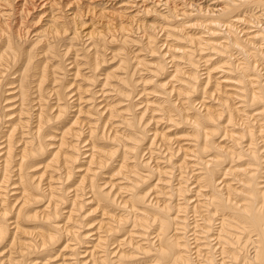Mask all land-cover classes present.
<instances>
[{
    "label": "bare ground",
    "instance_id": "obj_1",
    "mask_svg": "<svg viewBox=\"0 0 264 264\" xmlns=\"http://www.w3.org/2000/svg\"><path fill=\"white\" fill-rule=\"evenodd\" d=\"M12 1L0 0V264H37L33 259L34 255L47 256L39 264H45V262H49V259L54 261L60 251L52 253L51 246L56 245L55 243L60 241L62 235L67 236L64 239L62 250L67 248L66 251H68L70 248L68 255L73 257L69 264H122V259L124 264V259H130L132 255L124 254L122 250H110V245L112 246L116 241L109 239L108 231L103 236L99 235L101 230L98 229L95 232L96 237L93 239L96 242L88 246L90 249L85 250L83 253V257H87V259L77 258L80 255V244H83V239L86 236L88 237V234L78 231L81 228L79 225L82 224L83 217L85 218L89 211H82V209H84V205L86 206L91 201L100 206L102 212H104L103 208L110 204H115L117 207L121 206V208L127 210H124L125 214L121 212L123 215L121 214L122 216L116 222H113L116 223L115 226H110L107 229L112 233L119 230L118 224L121 222L126 223L129 219V224L133 228L139 227L137 229H140L139 235L141 237H147L144 230H148L150 226L153 227V231H151L154 233L146 241L147 244L142 245V247V240H140V244L137 241L133 243V248L136 250H141L144 254L146 252L152 253L149 259L147 258L148 264H264V0H203L204 4H201L199 0H188L187 3L179 1L178 4L175 2L177 0H131L134 6L142 8L144 14L148 15V13L155 11L157 14L155 19L159 17L160 31L147 32L149 30L146 31L145 29L140 31L138 38L144 41L143 49L148 53L146 55L152 58L156 50L155 47L157 49L162 48L164 44L165 50L163 49L164 51L162 50L155 57L157 61L152 64L142 57H137L138 55L135 56L134 52L130 56L125 54L123 57L122 54L111 52L113 58L118 54L122 57L114 67L120 74H115V69L111 70L113 71V73L111 72L112 76L105 73L104 78L102 77V83L99 82L101 84L99 91L98 89L97 91L89 89V91L92 95L104 97L106 96L105 93L109 91L106 90V87H110V90L115 92L114 97H111L123 98L127 103L121 106L124 108H121L119 105L121 104L120 100L104 102L105 99H102L103 101L100 99L104 104L102 106L94 104L96 111L91 109L92 112L93 110L97 112V115L93 120L90 117L89 120L86 118L85 123H83V120L79 121L78 114H81V110H79L81 107H78L76 109L77 115L59 134V146L57 144L55 152H50V158L41 166L42 168L40 167L41 172L37 176L30 173V171L39 163L37 159L46 152V146L50 145L45 143V140L48 139L46 137L49 135L47 130L52 127L50 124L53 123L52 125H54L55 122L56 125L64 121L68 109L72 107L70 106L72 101H69L71 97L76 95L77 104L82 99L79 85H76V91L72 92L70 90L72 83L69 85L66 84L67 82L62 83L67 71L64 64L65 59L54 65L49 63L48 55H53L54 51H57L58 56L61 57L68 55L72 43L70 42L71 45L60 51V39L70 31L72 36L68 39L75 40L78 36L77 27L83 26L85 22L80 16L82 14L81 8L78 7L80 5L75 6V10L71 11L72 14L70 15L72 16L69 21L71 22L70 25H73L70 28L64 22L62 23L60 15L50 14L46 27L40 32H36L37 36L35 35V39L31 42L33 44L32 48L37 45V50L44 57L41 61H38V65H35L32 58L37 57L40 53H31L26 50L24 52L22 45L19 46L16 40L17 38L28 37V29L26 25H23V22L30 11L25 5L28 3L35 7L36 0L34 2L32 0H22V3L18 4L17 7H13ZM46 1L51 2L52 0ZM58 1L54 0L52 3L56 2L55 4H58ZM68 3L65 2L61 7H66ZM126 3L128 4L129 1ZM88 5L85 8L87 10ZM160 7L161 9L157 10ZM126 8L128 7L122 8L123 10L120 8L121 11L116 13L125 15L131 22L128 25L122 21L116 22L114 27H118V31L128 30L127 26H131L132 22L137 20L136 13L131 15V13L125 14L122 12ZM85 9L83 12L87 11ZM16 13L19 16H17L14 25L12 16ZM178 16L181 18H177ZM39 18L41 17L39 16ZM76 18L77 20L79 18L78 23L75 20ZM243 23H248V26H241ZM104 25L108 28L112 24L107 21ZM150 26L152 27V25L148 27ZM187 28H198L201 30V34L205 33L208 37L198 35L200 33L193 34L190 32L189 34ZM161 30L162 32L166 31L163 32V36L167 37L169 33L175 38L185 39L188 44L183 47H179L181 46L179 44L178 47H173L174 44H169V41L167 39L168 42L165 41L164 37V42L159 41L160 44L158 45L156 38ZM102 32L93 27L82 35L86 37L85 39L88 42L86 52L89 53V70L87 71L89 75L86 74L84 77L90 82L91 80L93 82L98 80V75L95 72L101 62H104L103 58H99L98 50L101 45L97 46V43H100L99 41L104 40L102 37L105 36ZM121 37L119 40L121 45L129 42L127 36L122 35ZM175 38L173 41L176 42ZM102 43L103 41L100 44ZM125 47L123 46V48ZM204 50H209V53L220 58L216 60L217 66L215 63L209 64L211 54L202 56ZM200 54L202 55L199 56ZM76 57L77 55H75ZM72 61L75 62V59ZM72 61L69 64H72ZM201 65L205 66L203 68L204 73H199ZM17 66H19L18 69ZM139 66L143 67V70L144 67L147 68L149 73L155 76L161 74L162 71L165 72L168 67H172L171 72H169L170 78L167 77L166 82L153 80L156 89L162 93L159 96L163 99L156 109L149 110L153 115L160 114L157 119L155 118V121H168L175 126L176 124L186 123V129L189 125L192 134L190 133V135L188 134L189 137H186L191 142H184L187 147L184 148L183 144H179L180 142L173 145V147L172 144L175 143H170V134H167L169 137H166L165 132L163 133L164 130L158 131L157 128H154L153 132H150L149 143L145 147L148 156L142 158L144 148L139 147L137 143L139 144L142 137L146 135L144 132L149 133V130L144 131V128L151 120L154 121L155 116L152 117L151 114L147 119L141 121L149 106V104H146L148 100L140 102H143L144 107L141 112L131 114V109L137 107L136 101L135 103H132V101L136 95H141V92L144 91L143 88L140 93L136 91L137 85H140L138 82L142 84L143 81L149 82L145 79L141 81L139 75H134L138 73ZM74 67L73 79L81 73L79 72V63L75 64ZM209 67L211 68L209 69ZM218 68L223 74L221 76L223 77L222 80L218 79L219 81H217L219 77L213 78L214 76L212 75V77L210 74L213 69ZM36 70L37 73H35ZM58 71L61 75L56 76ZM203 74L205 76L201 77ZM11 75L15 78V81L7 82L6 80ZM135 76L138 78H135ZM112 77L117 81V84L110 82ZM30 78L31 80H29ZM175 78L181 83H179L181 86L176 87L174 85L175 81L173 79ZM202 78L203 82H200L201 84L198 86ZM211 79L216 81L212 82V88L208 89L207 85L210 84ZM168 81L170 82L169 85ZM172 81H174V84ZM220 81H225V83L230 81L229 83L233 84L227 86L221 84ZM219 83L224 86H220ZM197 88L201 92V99L195 103V100L190 99L191 97L188 96L193 91L198 92ZM8 89H11V91ZM84 89L87 90L88 88ZM7 91L11 93L9 98L3 95ZM215 92L219 94L216 95ZM172 94L175 95L174 99H170ZM205 95H208V98L213 97V100H210L215 103L213 107L203 105L206 99H204ZM52 97H54V102L50 104L48 102L50 99L52 100ZM95 99L97 98L95 97ZM6 101L18 102L16 106L8 108L12 109V112H10L12 114L6 112L8 104H3ZM35 104L37 107H34ZM194 104H199L198 108L201 109L193 112L191 109L193 106L195 107ZM29 109H35L34 112L36 113H30ZM13 111H17V113L15 112V114ZM88 112L90 111L88 110ZM13 113L14 118L10 116ZM116 118L119 119V123L114 121ZM164 118L166 120L163 121ZM152 121L151 123L154 124ZM76 125L78 128H76ZM4 127H7V129L3 130ZM85 130H87L86 136L82 137ZM217 131L222 136L221 141L226 139L225 143L215 142L214 137H217L218 134L215 135ZM68 136L73 138L72 140H75V143H72ZM99 138L103 141L105 139L111 147L98 148L99 146L97 147L95 144ZM86 144L90 145L88 155H84V152L80 150ZM153 147L158 148L157 152L163 158V164L165 163L163 166H159L162 162L161 160L158 162L157 158L160 156L153 157ZM182 151H187L189 155ZM179 152H182L177 160L179 162H173L172 158L180 154ZM82 154L87 155L89 158L86 162L87 165L81 169L83 174H79L78 179L74 180L76 182L70 183L75 172L79 170L74 164ZM128 161L134 162L130 164L131 162ZM114 162H118L113 167L116 168L115 171L113 169V173L107 176L108 181H103V183L101 181L100 184L98 181L101 179L99 177L104 174L101 175L102 171L113 165ZM152 162L154 163L151 165ZM92 165H94V168ZM138 166L146 170L140 172ZM174 171H177L176 174L168 176L169 178L166 177L168 179L160 180L163 176H159L160 178H157L153 187L145 192V189L138 190L137 188L143 183L147 184L146 182L151 178L150 175L153 172L167 176ZM112 176H115V178H112ZM192 177L193 182L189 184L194 183V186L191 187L196 189L193 192L195 196L190 199L183 195L185 193L190 194L192 189L187 182ZM113 179L118 181L114 182ZM121 180L125 181V186H120L121 183H124ZM151 180L152 178L149 181ZM172 180H176V184L171 186L169 184ZM160 181L166 184L167 190H165V187H160L161 184L159 187L156 185ZM127 183L131 185H127ZM156 187L157 190L158 188L162 190H154ZM150 190H152V193L147 194ZM121 191L128 192L126 196H123L126 199L120 197L119 193ZM70 193H72L71 196ZM87 193H90V196L88 194L86 198L84 196ZM152 194L154 195L151 196ZM160 195L163 197L162 201L157 198ZM172 197H174V200L171 201L170 198ZM40 203H42L39 206L41 208L35 209L33 207L34 205L38 206ZM65 203L69 208L60 220ZM137 203L144 205L143 207L146 210L151 211V215H146L148 216L147 219L141 218L136 215V212H133L136 210L135 205ZM97 206L96 208H98ZM142 210L140 208L139 212L144 211ZM84 212H87L85 216H83ZM189 212H192L190 220L188 219ZM112 220L111 218V222ZM21 221H28V223L31 221L32 224L37 223L35 225L38 229L26 234L30 237H28V240L21 238L19 234V232L27 233V229L25 231V228L21 227ZM10 225H13L12 229L9 228ZM98 228L100 229V227ZM126 232L130 233L128 230ZM179 233L182 236H178ZM128 237L125 241L128 240V243L133 241L130 239V235ZM151 238L154 240H151ZM71 241H73L72 245L69 244ZM2 247H7L6 251L4 248V250H1ZM64 255L63 253L59 257L62 260L61 264L65 261ZM135 256L137 259V254ZM144 258L142 259L144 260ZM126 262L128 263V260Z\"/></svg>",
    "mask_w": 264,
    "mask_h": 264
},
{
    "label": "rangeland",
    "instance_id": "obj_2",
    "mask_svg": "<svg viewBox=\"0 0 264 264\" xmlns=\"http://www.w3.org/2000/svg\"><path fill=\"white\" fill-rule=\"evenodd\" d=\"M12 1V0H11ZM28 1H30V0H28ZM33 2H34V0H32ZM52 1H54V0H52ZM52 1L51 2H48V1H44V0H36V6L35 7H32L30 4H28V3H26V7L28 8V10L30 11L29 12V14L27 15V17H26V20H24V22H23V25L25 26H27V29H28V37H26V38H24V37H22L21 39H18L17 38V40H16V42H17V44H19V46H21L22 47V49H23V51L25 52V50L26 51H30L31 53H38L39 52V50H37V45L36 46H34L33 48H32V40L33 39H35V37L37 36L36 35V32H40L41 30H43L45 27H46V25L48 24V18L50 17L49 15L50 14H54V15H60L59 17H60V19H61V21H62V23L64 22V24H66L67 25V27L68 28H70L72 25H70V19H71V16L72 15H70V14H72V12L75 10V6L77 7L78 5H80V6H78L79 7V9L82 11L81 13L82 14H80V16H82L81 18H82V20H83V22H85V24L83 25V26H81V27H77V32H78V36H77V38L75 39V40H69L68 38L70 37V36H72V34H70V31H68L61 39H60V41H59V45L61 44V47L59 48V50L60 51H63V48H65V47H68L69 45H71V43H72V47L70 48V53H68V55H66L65 57H61V56H58V54H57V51H54L55 53H53V55H51V54H49L48 55V58L50 59V61H49V63H53L54 65H56L57 64V62H59V61H61L62 59L64 60L65 59V62H64V64H65V67L67 68V71H68V73H67V71H66V73H65V77H64V79H63V81H62V83L63 84H65L66 82V84L67 85H69L70 83H72V85L70 86V90H72V92L74 91H76V88H75V86L77 85H79L80 86V96H81V98L82 99H80L79 100V102H80V104H79V102H78V104H77V100H75V98H76V95L75 96H73V97H71V100H69V101H72L70 104V106H72L71 108H69L68 109V111H67V114H66V116H65V119H64V121L62 122V123H59L60 124V126H59V124L57 125H55V122H54V125H52L53 123H51L50 125L52 126L51 128H52V130H51V128L50 129H48L47 130V132L49 133V135L46 137V138H48V139H46L45 141V143H49L48 145V147L46 146V152H44L43 154H42V156L41 157H39L37 160L39 161V163L37 164V165H35V167L34 168H32L31 169V171H30V173H32V174H34L35 176H37L40 172H41V166H43L44 165V163L45 162H47V160L50 158L49 156H50V152H55V150L57 149V144H58V146H59V142H60V133H61V131L63 130V129H65V127H67L68 126V124H70L71 122H72V120L74 119V116H76L77 115V112H76V109L78 108V107H81V109H79V110H81V114H78V117H79V121L80 120H83L84 122L83 123H85V119L87 118L88 120H89V117H90V119H92L93 120V118H95V115H97V112H95L96 110L94 109V104H96L97 106L99 105V106H102V104H104L102 101L104 100V102L105 101H111V100H120L121 102V104H119L120 105V107L123 105L124 106V104H126L127 103V101H124L123 100V98L122 99H119L117 96H115L116 98H118V99H116V98H113L114 97V94H115V92L113 91H111L110 89V87H106V90H109L108 91V93L106 92L105 94H106V96H104V97H102V96H100V95H92L91 94V91H94V90H96L97 91V89H98V91H99V89H100V87H101V84H99V82H101L102 80H103V78H104V76H105V73L106 74H110L111 76H112V74H111V72L113 73V71H111V70H114L115 68L114 67H116V65H117V63H118V60L119 59H121L125 54L127 55V56H130V55H132V54H134L135 56L136 55H138L137 57H142V58H144V59H146V60H148V63H150V64H152V63H154V62H156L157 61V59L155 60V57L156 56H158V54H160V52L164 49V45L162 46V48L161 47H159L158 49L155 47V51H154V53H153V55H152V58H151V56H149V55H146V54H148L147 53V51L146 50H144L143 49V43H144V41H142L143 39H141V38H138L139 37V35H140V31H142L143 29H145L146 31L147 30H149V31H147V32H150V31H154V32H156V31H160V26H159V17L157 18V19H155L156 18V16H157V14L155 13V11L154 12H150V13H148V15H146V14H144V12L142 11V8L140 7H136V6H134L133 5V2L131 1V0H70V1H67V0H60V1H58V0H55L56 2L58 1V4H55L56 2H54V3H52ZM127 1H129V5L126 3ZM179 1H182V3H187V1L188 0H177V1H175L177 4H178V2ZM184 1V2H183ZM200 1V3L201 4H204V1L203 0H199ZM202 1V2H201ZM65 2H69L70 3V5H69V3H68V7L66 6V7H61V6H63V4L65 3ZM74 4H73V3ZM76 2V3H75ZM146 2H148V1H146ZM22 3V0H15L14 2L12 1V5H13V7H17V5L18 4H21ZM60 3V4H59ZM125 4V5H122V4ZM180 3V2H179ZM88 5V10L87 9H85L86 8V6ZM38 5V6H37ZM72 5H74V6H72ZM85 5V6H84ZM133 5V6H132ZM60 6V7H59ZM94 6H96V7H94ZM122 6V7H121ZM150 6H151V4H150ZM92 7V8H91ZM119 7V8H118ZM125 7H128V8H126L125 9V11H127V12H125V11H122L123 13H127V14H129V13H131V15H133V14H135L136 13V21H133L132 23L133 24H131V26H127L128 27V30H126V31H124V32H122L120 29V31H118V27H114L115 26V23L117 22H119V21H122L124 24H126V25H128V23L129 22H131L130 21V19H128L125 15H118V13H116L117 11H121V10H123L122 8H125ZM147 7H149V6H147ZM161 7H163V6H161ZM161 7L159 8V9H157V10H160L161 9ZM120 8H121V10H120ZM87 10V11H84L83 12V10ZM91 11H90V10ZM102 9V10H101ZM112 9V10H111ZM51 10H52V12H51ZM60 10V11H59ZM131 10V11H130ZM135 10V11H134ZM62 11V12H61ZM72 11V12H71ZM89 11V12H88ZM93 11V12H92ZM143 12V14H142V12ZM96 12V13H95ZM140 14H139V13ZM116 13V14H115ZM153 13V14H152ZM103 14V15H102ZM150 14V15H149ZM154 14H156L155 16H153ZM22 15H23V13H22ZM64 15V16H63ZM118 15V16H117ZM17 16H19V14L18 13H16V14H14L13 16H12V19H13V23H14V25H15V21L17 20ZM21 16V15H20ZM41 17V18H39L38 19V17ZM115 16H116V18H115ZM180 16V15H179ZM177 17V18H181V17ZM107 17V18H106ZM120 17V18H119ZM121 17H125V18H122L121 19ZM65 20H64V19ZM102 18V19H101ZM152 18H154V19H152ZM111 21H110V20ZM118 19H120V20H118ZM128 19V20H127ZM138 19H140L139 21H138ZM143 19V21H141ZM76 20V22L78 23V21H79V18H78V20H77V18L75 19ZM91 20V21H90ZM126 20V22H124ZM148 20V21H147ZM69 21V22H68ZM107 21H109L112 25H110V26H108V28H107V26L105 27V23L107 22ZM113 21V22H112ZM141 21V22H140ZM152 22V23H150V22ZM155 21V22H154ZM138 22H140V23H137ZM145 22H146V24H145ZM148 22H149V24H148ZM13 23H12V26L14 27V25H13ZM134 23H135V25H134ZM141 23H142V25H141ZM91 24V25H90ZM102 24V25H101ZM145 24V25H144ZM157 24V25H156ZM246 24V25H245ZM248 23H243L241 26H248L247 25ZM94 25V26H93ZM140 25V26H139ZM144 25V26H143ZM149 25H152V27L150 26V27H148ZM139 26V27H138ZM147 26V27H146ZM85 27V28H84ZM93 27H96V29L97 30H101V31H103V32H105V33H103L102 32V34H104V36L105 37H102L104 40H101V41H103V43L102 44H100L101 43V41H99L100 43H97V46H99V45H101L100 47H99V50H98V52H99V54H100V56H99V58H103L104 60V62H101V64L98 66V69H97V71L95 72L97 75H98V77H97V81H95V82H93V80H91V82H90V80H87L84 76H86V74H87V76L89 75V72H87L88 70H89V65H88V54H87V40L85 39L86 37L85 36H82V35H84V33L85 32H87V31H89V30H91V28H93ZM146 27V28H145ZM16 28V27H15ZM100 28H102V29H100ZM137 28V29H136ZM139 28V29H138ZM149 28V29H148ZM151 28V29H150ZM95 29V28H94ZM130 29V30H129ZM142 29V30H141ZM193 29V30H192ZM83 30V31H82ZM200 29H198V28H187V31L189 32V34H190V32L191 33H200V34H198V35H205L204 37H208V35H206L205 33H203V34H201V30L199 31ZM81 31V32H80ZM113 31H115V32H113ZM133 33H132V32ZM195 31V32H194ZM164 33L166 32V31H163ZM163 32H162V30H161V32L158 34V39L156 38V40L158 41V45L160 44V42L162 43V42H164L163 41V38L165 37V35L163 36ZM110 33V34H109ZM34 34V35H33ZM36 35V36H35ZM108 35H109V37H108ZM118 35V36H117ZM122 35H124L125 37L127 36L128 38H127V40L129 41L128 43H126V44H124V45H121L120 44V39L122 38L121 36ZM111 36H113L112 37V39H111ZM170 36V37H169ZM130 37V38H129ZM116 38V39H115ZM171 38H173V39H171ZM174 36H171V35H169V33H168V36L167 37H165V41H167L169 44L170 43H172V44H174V46L173 47H178L179 45H181V46H179V47H183L185 44L187 45L188 44V42H186L185 41V39H183V38H178V37H176L175 39H176V42L175 41H173L174 40ZM179 40H178V39ZM134 39V40H133ZM167 39V40H166ZM169 39H171V40H169ZM182 39V41H180ZM155 40V41H156ZM134 41V42H133ZM139 41H141V42H139ZM157 41H156V43H157ZM160 41V42H159ZM179 41V42H178ZM184 41H185V43H184ZM71 42V43H70ZM83 42V43H82ZM110 42V43H109ZM131 42H133V43H131ZM167 42H165V43H167ZM183 42V43H182ZM168 43H167V45H168ZM176 43V44H175ZM181 43V44H180ZM25 44V45H24ZM62 44H65V45H62ZM121 45V46H119V45ZM132 44V45H131ZM135 44V45H134ZM179 44V45H178ZM183 44V45H182ZM125 45H126V47H125ZM177 45V46H176ZM185 45V46H186ZM123 46L126 48H123ZM101 47H102V49H101ZM116 47V48H115ZM142 47V48H141ZM32 48V49H31ZM62 49V50H61ZM72 49V50H71ZM143 49V50H142ZM106 50V51H105ZM132 50V51H131ZM139 50V51H138ZM158 50H159V52H158ZM165 50V49H164ZM163 50V51H164ZM116 51V52H115ZM119 51H122L121 53L119 52ZM124 51V52H123ZM127 53H126V52ZM29 52V53H30ZM114 52V53H119L115 58H113V57H111V55H112V53ZM134 52V53H133ZM156 52H158V53H156ZM208 54H207V53ZM40 54V57H39V55H37V57L35 56L34 58H32V62H34V64L35 65H38V61H41V59H43L44 57L42 56V53L41 52H39ZM132 53V54H131ZM138 53V54H137ZM156 54V55H155ZM203 54V55H202ZM202 54H200L199 56H206V55H210L211 53H209V50L207 51V50H204V53L202 52ZM51 55V57L53 58H51V57H49ZM55 55V56H54ZM75 55H77V57L75 58ZM146 55V56H145ZM54 56V57H53ZM74 56V57H73ZM213 56V57H212ZM215 56V57H214ZM59 57V58H58ZM150 57V58H149ZM211 59H210V61H209V64L210 63H215V65L217 66V62H216V60H218V59H220V58H218L215 54H211ZM33 59H35V60H33ZM37 59V60H36ZM48 59V60H49ZM73 59H75V62H73L72 60ZM114 59V60H113ZM215 59V60H214ZM77 60V61H76ZM145 60V61H146ZM73 62L72 64H69L70 62ZM150 61H152V62H150ZM79 63V69H80V71L79 72H81L79 75H78V77L76 76L74 79H73V73H74V71H75V64H78ZM170 65V64H169ZM214 65V66H215ZM23 66V65H22ZM21 66V67H22ZM53 66V65H52ZM73 66V67H72ZM208 66V65H207ZM140 67V66H139ZM205 66H202L201 65V69H200V72L199 73H204V70H203V68H204ZM17 69L19 68V66H17L16 67ZM138 68V67H137ZM211 67H209V69H210ZM22 69H23V67H22ZM22 69H20V70H22ZM141 71H140V70ZM149 69H150V65H149ZM186 69H187V71H188V68L186 67ZM110 70V71H109ZM138 70V73L137 74H134V75H139L138 77H141V81H143V79H145V80H149V82H146V81H143V84L141 83V82H138V83H140V85L138 84L137 85V88H136V91H139V93H140V90L143 88L144 89V91H142L141 92V95L139 94V95H136L135 96V99L132 101V100H130V101H132V103H135V101H136V104H137V107H135L134 109H131V114H137V113H139V112H141L143 109H144V107H143V102H146L147 100V105L149 104V106H148V108L146 109V113H147V110H148V113L146 114V113H144L145 115H143V118L141 119V121H143V120H145V119H147V117H149L151 114H152V117H154V121H152V122H154V124L153 123H151V121H150V123H148L145 127L146 128H144V131L145 130H149V133H146V132H144L145 134V136L144 137H142V139H141V141L139 142V144L137 143V145H139V147H141V148H144L143 149V151L144 152H142L143 153V157L142 158H146V156H148V154H146V152H145V147H147V143H149V140H148V137L149 136H151V133L153 132V130H154V128L156 129V130H158V131H163V133L164 134H166V137H169V135H167V134H170V143H175V144H172V146L173 145H176V143H179V144H183L182 146L185 148V147H187V144L186 143H188V142H191V141H189L186 137H189L188 136V134L190 135V133L192 134V131H190V130H192L191 128H189V125H188V127H187V129H189L188 130V132H187V129H186V123H180V124H176V123H174V124H176V126L175 125H173L172 124V122H166V121H164V120H166L165 118L163 119V121L164 122H162V120L159 122V121H155V118L157 119V117L158 116H160V114H158L157 115V113H156V115L154 114L153 115V113L150 111L151 109H156V107H158V104H159V102H161V100L163 99L161 96H159V95H162V93L160 92V91H158L157 89H156V87L154 86V81H155V79L157 80V82L158 81H160V82H166L167 80V77H168V79L170 78L169 77V72H171V70H172V67H168L167 69H165V72L164 71H162V73L161 74H158V76H155V75H152L151 73H149V71H148V69L147 68H145L144 67V70H143V67H140V68H138L137 69ZM217 70V71H216ZM216 70H212L211 72H210V74H211V76L213 77V78H217V77H219V78H217V81H219L220 79L222 80V78L223 77H221L223 74H221V71H220V69L218 68V69H216ZM56 71H57V69H56ZM117 73H116V72ZM115 71H114V73L115 74H120L119 73V71L117 70V69H115ZM146 71V72H145ZM214 71V72H213ZM216 71V72H215ZM60 71H58V72H56V76L58 75H61L60 73H59ZM121 72V71H120ZM17 73H19V72H17ZM35 73H37V70L35 71ZM83 74V75H82ZM144 74V75H143ZM165 74V75H164ZM219 74H221L220 76H219ZM13 76H15L14 74H12ZM11 75V76H12ZM134 75H133V78H134ZM141 75V76H140ZM9 76L8 77V80H6L7 82H9V81H15V78L12 76ZM143 76V77H142ZM150 76V77H149ZM152 76V77H151ZM205 75L203 74L201 77H204ZM216 76V77H215ZM103 77V78H102ZM137 76H135V78H138ZM144 77H146V78H144ZM164 77V78H163ZM35 78V77H34ZM83 78V79H82ZM147 78H150V79H147ZM10 79V80H9ZM140 79V78H139ZM219 79V80H218ZM29 80H31V78L29 79ZM86 80H87V82H86ZM154 80V81H153ZM162 80V81H161ZM174 81H172V83L177 87V86H181L180 84V82L178 81V80H176V78L175 79H173ZM202 80V81H201ZM212 80V79H211ZM49 81V80H48ZM178 81V82H177ZM214 81H216V80H212V81H210L209 83V85H207L206 87L209 89L210 87L212 88V86H213V83H214ZM90 82V83H89ZM93 82V83H92ZM98 82V83H97ZM110 82L111 83H113V84H117L116 82V80L112 77V78H110ZM200 82H203V78L202 79H200V81H199V83H198V86H199V84H201ZM213 82V83H212ZM227 82V81H226ZM230 82V81H229ZM229 82H227V83H225V81H220V83L221 84H225V85H227V86H229V84L231 85V84H233V83H229ZM47 83V82H46ZM102 83V82H101ZM169 81H168V85H169ZM180 83V84H179ZM212 83V84H211ZM219 83V84H220ZM48 84V83H47ZM46 84V85H47ZM85 84V85H84ZM90 84V85H89ZM113 84H111V85H113ZM177 84V85H176ZM179 84V85H178ZM220 84V86H224V85H221ZM49 85V84H48ZM150 85H151V87H150ZM167 85V86H168ZM212 85V86H211ZM82 86V87H81ZM85 86V87H84ZM87 86V87H86ZM89 86V87H88ZM99 86V87H98ZM115 86H117V85H115ZM202 86H203V84H202ZM226 86V87H227ZM155 89H154V88ZM225 87V88H226ZM5 88H8V87H5ZM84 88H88L87 90H85ZM146 88V89H145ZM148 88V89H147ZM210 88V89H211ZM83 89V90H82ZM89 89L91 90V91H89ZM94 89V90H93ZM198 90V92H196V91H193L192 92V94H190L188 97H191L190 99H192V100H195V103H197L201 98V92L199 91V88H197ZM9 90V89H8ZM155 92H154V91ZM9 91H11V89L9 90ZM9 91H7L6 93H4L3 95H4V97H6V98H9V96H11V93H9ZM85 91V92H84ZM206 91H207V89H206ZM226 91H228V92H231L230 90H226ZM89 92H90V94H89ZM110 92V93H109ZM159 93H161V94H159ZM216 93V92H215ZM214 93V94H215ZM82 94V95H81ZM219 93H216V95H218ZM221 94V93H220ZM33 95H36V94H33ZM32 95V96H33ZM147 95V96H146ZM193 95V96H192ZM85 96V97H84ZM87 96V97H86ZM97 98V99H95V97ZM100 96V97H99ZM110 96V97H109ZM111 96H113V97H111ZM175 96V95H174ZM174 96H173V94L171 95V97H170V99H174ZM206 97H204V99H205V101H204V99H203V101H204V104L203 105H206V106H214L215 105V103H213V101H210V100H213V97H211V98H208V95H205ZM91 97V98H90ZM94 97V98H93ZM108 97V98H107ZM217 97V96H216ZM54 97H52V100L50 99V101L48 102V103H50L51 104V102L53 103L54 101V99H53ZM90 98V99H89ZM102 101H101V100ZM108 99H110V100H108ZM150 99H151V101H150ZM209 99V100H208ZM82 100V101H81ZM143 100V102L142 103H140L141 101ZM145 100V101H144ZM156 100V101H155ZM34 101H36V100H34ZM123 101V102H122ZM202 101V102H203ZM102 102V103H101ZM217 102V101H216ZM18 102H15V103H12V102H9V101H6V103L5 102H3V104H8L7 106H6V109H7V111L6 112H8L9 114H12V113H10V112H12V109H8L10 106H16V104H17ZM90 103V104H89ZM209 103H211V104H209ZM213 103V104H212ZM15 104V105H14ZM101 104V105H100ZM155 106H153V105ZM74 105V106H73ZM91 105V106H90ZM146 105V106H147ZM152 105V106H151ZM195 105V107L193 106L192 107V109L191 110H193V112H195V110H200L201 108H198V106H199V104H194ZM150 106H151V108H150ZM34 107H37V105L35 104L34 105ZM90 107V109H88ZM197 107V108H196ZM83 108V109H82ZM94 109L93 110V112H92V109ZM121 108H124V107H121ZM196 108V109H195ZM5 109V110H6ZM90 111V112H92L91 114H90V112H88V110ZM150 109V110H149ZM9 110V111H8ZM15 110V109H14ZM30 110V109H29ZM87 110V111H86ZM135 110V111H134ZM35 111V109L33 110H30V113L32 112V113H36V112H34ZM88 112V113H86V112ZM139 111V112H138ZM157 111V110H156ZM14 113L16 112L17 113V111H13ZM14 113H13V115H10V116H14ZM15 113V114H16ZM89 115V116H88ZM26 116V115H25ZM85 116H88V117H85ZM91 116H92V118H91ZM94 116V117H93ZM127 116H129V115H127ZM97 117V116H96ZM14 118V117H13ZM70 118V119H69ZM84 118V119H83ZM70 121H69V120ZM86 119V120H87ZM10 120H12V119H10ZM9 120V121H10ZM117 120V121H116ZM116 120L114 119V121L115 122H118L119 123V119L118 118H116ZM69 123H68V122ZM91 121V120H90ZM156 122V123H155ZM162 122V123H161ZM67 123V124H66ZM158 123V124H157ZM168 123V124H167ZM155 124H157V125H155ZM161 124V125H160ZM170 124V125H169ZM185 126H184V125ZM150 125V126H149ZM183 125V126H182ZM4 126H6V125H4ZM64 126V127H63ZM157 126V127H156ZM166 128H165V127ZM170 126V127H169ZM175 126V127H174ZM55 127V128H54ZM76 128H78V126L76 125ZM123 128V127H122ZM183 128V129H182ZM7 129V127H4L3 128V130H6ZM57 130V131H56ZM151 132V133H150ZM174 132V133H173ZM86 133H87V130H85V132H84V135H82V137H85L86 136ZM218 133H220L219 131H217L216 132V134L215 135H217ZM148 134V135H147ZM150 134V135H149ZM171 134H172V136H174V137H172L171 136ZM187 135V136H186ZM185 136V137H184ZM69 138L68 139H71V142L72 143H75V140H72L73 138H71L70 136H68ZM81 137V138H82ZM173 138V140H172V138ZM176 137V138H175ZM178 138V139H177ZM215 139V142L217 143H219V144H223V143H225L226 141V139H223V141H221L220 139H222V136H220V134H218L217 135V137L215 136L214 137ZM101 138H99L97 141H101L100 143L98 142L97 143V141H96V146L98 147V148H100V147H102L103 149H104V147H106V148H109V147H111L110 146V144H108L109 142H107V141H105V139H104V141H105V143H103L104 141L103 140H100ZM176 139V140H175ZM185 139V140H184ZM1 140V139H0ZM67 141V140H66ZM74 141V142H73ZM177 141V142H176ZM225 141V142H224ZM184 142H186V143H184ZM82 144V143H81ZM80 144V145H81ZM102 144H103V146H102ZM107 144H108V146H107ZM140 144H142V145H140ZM144 146V147H143ZM85 147V148H84ZM174 147V146H173ZM49 148V149H48ZM89 148H90V145H88V144H86V145H84V146H82L81 147V152H84V155L85 154H87L88 155V153H90V151H89ZM106 148H105V150H106ZM154 148V147H153ZM153 148H152V150H153ZM158 148L156 149V147L154 148V150H153V157H159L160 155L158 154ZM86 152V153H85ZM182 152H186L187 153V151H182ZM182 152H179L180 154H178L177 156H175L174 158H172V161L173 162H179V161H177L178 160V158L181 156V153ZM131 154V153H130ZM146 154V155H145ZM188 154V153H187ZM83 154L82 155H80L79 156V160L74 164V166L76 165V167H78V169L79 170H77L76 172H75V175H74V177L70 180V183H74V182H76V181H74V180H77L78 179V176H79V174L81 175V174H83V171L81 170V169H83V167L85 168L86 167V165H87V160L89 159L88 157H87V155L86 156H84ZM189 155V154H188ZM83 156V157H82ZM131 156V155H130ZM82 157V158H81ZM189 157V156H188ZM161 156L159 157V158H157L159 161L158 162H160V160H161V165L159 164V166H163L164 164H163V162H164V160H163V158H161ZM187 159V158H186ZM44 161V162H43ZM187 161H189V160H187ZM80 162V163H79ZM128 162H131L130 164H132L133 162L132 161H128ZM116 163H118V162H114L113 163V165H111L110 167H108L106 170H104V171H102V173H101V175L102 176H100L99 178H101L98 182L101 184V181H102V183H103V181H108L107 179H109L107 176H110L109 174H111V173H113V169H114V171H115V169L116 168H113V167H115V165H117ZM154 162H152L151 163V165L153 164ZM169 165V164H168ZM81 166V167H80ZM41 167V168H40ZM92 167L94 168V165H92ZM140 166H138V170L140 171V172H143V170H146L145 168H143V167H140ZM166 167H169V166H166ZM35 169V170H34ZM77 169V168H76ZM109 169H110V172H109ZM112 171V172H111ZM80 172V173H79ZM176 172L177 171H174L173 173H171L170 175H160V174H158V173H156V172H153L152 173V175H150V177L152 178V180L151 181H149L151 178H149V180L146 182L147 184H145V183H143V184H141V185H139L137 188H138V190H143V189H145L144 190V192L145 191H147V189H149V188H152L153 187V184H155V182L157 181V178L160 176H163V177H159L160 178V180H162V179H168L169 177L168 176H171L172 174H176ZM154 173H156L158 176L156 177V174H154ZM77 174V175H76ZM194 176V175H193ZM166 177H168V178H166ZM77 178V179H76ZM112 178H115V176L113 177L112 176ZM113 180H115V179H113ZM189 180V179H188ZM190 180H192V181H190ZM190 180L187 182L188 184L190 183V182H193V177L192 178H190ZM116 181H118V180H115L114 182H116ZM176 180H172V181H170L171 182V184H169V185H175L176 184V182H175ZM121 182H124L123 184L121 183V185L120 186H125L126 185V183H125V181L124 180H121ZM151 182V183H150ZM160 182H162V183H160ZM160 182H157V186L159 187L160 186V184H161V186L160 187H165V190H167L168 189V187L166 188V184H164L163 183V181H160ZM70 183H68V184H70ZM125 184V185H124ZM128 184H130V183H127V185ZM145 184V185H144ZM194 183H192L191 185L189 184V186H190V188L192 189V190H190V194L188 193H185V195H183L184 197H186L187 196V198L189 197L190 199H191V197L193 198L195 195H194V189H196L195 187H191V186H194L193 185ZM131 185V184H130ZM106 186V185H105ZM104 186V188H106ZM146 186V187H145ZM142 187V188H141ZM17 189V188H16ZM15 190V189H14ZM154 190H157V187H156V189H154ZM158 190H162L161 188L159 189L158 188ZM157 190V191H158ZM17 191V190H16ZM125 193V194H124ZM150 193H152V190H150V191H148V193L147 194H150ZM193 195H192V194ZM202 193H204V192H202ZM71 194L72 193H70L69 195L71 196ZM89 194V195H88ZM121 196L120 197H123V196H126L127 194H128V192H124V191H121L120 193H119ZM87 195L88 196H90V193H87L86 194V196H84V197H86L87 198ZM154 194H152L151 196H153ZM150 196V197H151ZM161 196V195H160ZM158 196L157 198H158V200H160V201H162L163 199V197L161 196ZM83 197V198H84ZM160 197V198H159ZM201 197V196H200ZM123 198H125V197H123ZM126 199V198H125ZM165 199V198H164ZM166 199H168V198H166ZM200 199V198H199ZM10 200H12V198H10ZM170 200L172 201V200H174V197H172V198H170ZM181 201V200H180ZM93 202V203H92ZM42 203H40L38 206L37 205H34L33 207L35 208V209H38V208H41V207H39L40 205H41ZM191 205H192V202L190 203ZM96 206L97 205H95L94 204V201H91V203H88V204H86V206L84 205V209H82V211L83 210H85V211H90V209H91V211L89 212L88 211V213L87 212H84V215L83 216H85L86 215V213H87V215L85 216V218L83 217V221L81 222L82 224L81 225H79L81 228L78 230L79 232H82L83 234H88V237L86 236V238H84L83 239V244H80V246H79V251H80V255H78L77 256V258L78 259H84V260H86L87 259V257H83V253H84V251L85 250H89L90 249V247H88V246H90L91 244H93V243H95L96 241L95 240H93L95 237H96V233L95 232H97L98 230L101 232V234L99 233V235H101V236H103V235H105L106 233H107V231H108V236H109V239L111 240V241H116V242H114L113 243V245L111 246L110 245V250H112V251H115V250H122L123 251V253L124 254H130V255H132V257L130 258V259H132V260H130V259H126V260H128V263L129 264H148L149 263V261H148V259H149V256H150V254H152L151 252L149 253V252H146L145 254L143 253V251L141 252V250L139 251V250H136L135 248H133V246H134V242L135 241H137L139 244L141 243L140 242V240H142V244H141V246L143 245H145V244H147L146 243V241H148V239H150L149 237H151L152 235H153V233L154 232H152L153 231V227L152 226H150L149 228H148V230H144V232L145 233H147V237H141V235H139L140 234V229H137V228H139V227H137V228H133L129 223H130V219H129V221L128 222H126V223H124V222H121L120 224H118L119 225V230L118 231H116L115 233H112V232H110L109 230H107L110 226H115L116 225V223H113V222H116L117 221V219L120 217V216H122L123 214H125L126 212H124V210H126L125 208H121V206H119V207H117V205H113V204H110V205H108L107 207H104L103 208V211L104 212H102V209H101V207L100 206H97L98 208H96ZM102 206V205H101ZM136 207V210L139 212L140 211V208H141V210L143 209H145V207H143L141 204H139V203H137L136 205H135ZM140 206V207H139ZM37 207V208H36ZM65 207V208H64ZM64 207H63V211H62V213H63V215H61V218H60V220L62 219V217L64 216V214L66 213V211H67V209L69 208V207H67V203H65L64 204ZM94 207H95V209H94ZM110 208V210H109V208ZM113 207V208H112ZM143 207V208H142ZM105 208H107V209H105ZM117 208V209H116ZM66 209V210H65ZM115 209H116V213H115ZM121 209V210H120ZM133 210H135V209H133ZM132 210V211H133ZM133 211V212H136V215L137 216H139V217H141V218H144V219H147V217L149 216L148 214H150L151 215V211L150 210H142L143 212H137V211ZM107 211V212H106ZM127 211V210H126ZM189 211V210H188ZM101 212H102V214H101ZM106 212V213H105ZM110 212H111V214H110ZM115 213V215H114V213ZM119 212V213H118ZM123 214H122V213ZM150 212V213H149ZM105 213V214H104ZM192 213V212H191ZM191 213L189 212L188 213V219L190 220L191 218H192V216H191ZM103 214H104V216H103ZM108 214V215H107ZM113 214V215H112ZM119 214V215H118ZM122 214V215H121ZM139 214V215H138ZM107 215V216H106ZM118 215V216H117ZM141 215V216H140ZM143 215H145V216H143ZM146 215H148V216H146ZM172 215H174V214H172ZM103 217V218H102ZM113 219L112 220V222H111V218ZM114 217V218H113ZM109 218V219H108ZM180 218H181V216H180ZM12 219V218H11ZM114 219H116V220H114ZM24 222H25V224H24ZM33 222V221H32ZM86 222V223H85ZM100 222V223H99ZM107 222H109V223H107ZM29 223H31V221L29 222ZM28 223V221H21V227L26 231V229H27V233H20L19 232V234H20V236H21V238H23V239H26V240H28L30 237H29V235L27 236L26 234H28V232H34V230L35 229H38L37 227H36V225L35 224H37V223H31V224H29ZM62 223V222H61ZM60 223V224H61ZM87 223H88V225H87ZM24 224V225H23ZM69 224H71V223H69ZM84 224H86V225H84ZM115 224V225H114ZM82 225H84V226H82ZM13 225H10V229H12L11 227H12ZM35 226V227H34ZM127 226V227H126ZM98 227H100V229L98 228ZM124 227V228H123ZM134 227H136V226H134ZM31 231H30V230ZM76 229V228H75ZM98 229V230H97ZM104 229H105V231H104ZM134 229V230H133ZM136 229H137V232H136ZM33 230V231H32ZM97 230V231H96ZM130 231V233H128V232H126V231ZM139 230V231H138ZM152 230V231H151ZM179 230V229H178ZM94 231V232H93ZM132 231V232H131ZM103 232V233H102ZM106 232V233H105ZM136 232V233H135ZM97 233V234H98ZM128 233V234H127ZM134 235H133V234ZM142 233H143V231H142ZM171 233H173V232H171ZM152 234V235H151ZM26 235V236H25ZM130 235V239L131 240H133V241H130L129 243L131 244H129L127 241H125L126 240V238L128 237ZM132 235H133V237H132ZM140 236V237H139ZM178 236H182L180 233L178 234ZM29 237V238H28ZM67 237V236H66ZM65 236H63L62 235V238H60L59 240L60 241H58V243L56 242L55 244L56 245H52L51 246V248H52V253L53 252H55L56 251V253L57 252H59L60 251V254L58 255V257H57V259L56 260H54V261H52V259L50 260L49 259V262H45V264H47V263H50V264H61L62 263V260H60L59 259V257H60V255L61 254H65L64 255V260L66 261H64V263L65 264H69L72 260H73V257L71 256V257H69L70 255H68L69 254V252H70V248L68 249V251H66L67 250V248H66V250H62V247H63V245H64V239L66 238ZM116 237V238H115ZM115 238V239H114ZM129 238V237H128ZM118 240V241H117ZM145 240V241H144ZM151 240H154L153 238H151ZM120 241V242H119ZM62 242V243H61ZM73 241H71V242H69V244L70 245H72L71 243H72ZM122 242V243H121ZM120 243V244H119ZM126 243V244H125ZM6 245V244H5ZM130 245V246H129ZM129 246V247H128ZM142 246V247H143ZM116 247V248H115ZM5 249V251H6V248L7 247H2L1 248V250H4ZM61 250H62V252H61ZM132 250V251H131ZM128 251V252H127ZM131 251V252H130ZM136 253H135V252ZM133 252H134V255H133ZM51 253V252H50ZM140 253H142V254H140ZM135 254H137V259H136V256H135ZM68 255V256H67ZM143 255V256H142ZM139 256V257H138ZM47 257V256H46ZM46 257H43V255H40V256H38V255H34V260H35V262L37 263V264H39L40 263V261L42 262L43 260H44V258H46ZM135 257V258H134ZM143 257H145L144 258V260L142 259ZM71 258V259H70ZM86 258V259H85ZM114 259H116L115 257H113ZM148 258V259H147ZM126 260L124 259V262L125 263H127L126 262ZM142 260V261H141ZM147 260V261H146ZM70 261V262H69ZM122 264H123V259H122ZM138 262V263H137ZM141 262V263H140ZM146 262V263H145ZM63 263V264H64ZM124 263V264H125ZM127 263V264H128Z\"/></svg>",
    "mask_w": 264,
    "mask_h": 264
}]
</instances>
